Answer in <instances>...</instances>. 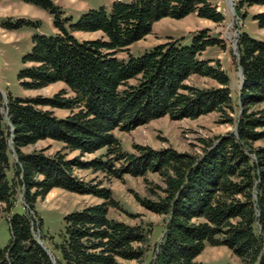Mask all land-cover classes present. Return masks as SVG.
Listing matches in <instances>:
<instances>
[{"label": "trees", "instance_id": "16d2710c", "mask_svg": "<svg viewBox=\"0 0 264 264\" xmlns=\"http://www.w3.org/2000/svg\"><path fill=\"white\" fill-rule=\"evenodd\" d=\"M19 1L47 11L56 30L32 36L19 86L39 90L61 83L64 88L49 98L7 95L4 105L0 95V214L9 233L0 264H141L149 230L109 219V210L117 208L111 190L79 180L76 170L106 180L126 174L144 179L146 196H135L137 202L164 218L149 264H203L197 258L206 246L226 247L240 264H264V42L244 32L237 36L234 64L243 82L234 104L228 74L200 58L218 44L207 29L192 35L189 46L169 40L139 57H117L164 18L196 15L223 22L208 0L114 1L108 10H89L75 23L52 0ZM255 6L264 7V0H235V14L243 18L242 10ZM253 21L264 28V12ZM75 33L99 37L80 40ZM192 76L213 84H185ZM55 110L68 114L57 117ZM210 113L234 130L199 139V154L143 146L130 154L114 135L163 117L195 120ZM45 140L62 149L50 155L47 149L23 151ZM64 151L99 155L81 162L67 159ZM148 173L157 174L161 185L148 182ZM55 188L100 203L65 215L57 238L42 235L46 248L35 236L43 228L35 204ZM20 201L24 213L11 215Z\"/></svg>", "mask_w": 264, "mask_h": 264}, {"label": "rangeland", "instance_id": "374dc122", "mask_svg": "<svg viewBox=\"0 0 264 264\" xmlns=\"http://www.w3.org/2000/svg\"><path fill=\"white\" fill-rule=\"evenodd\" d=\"M63 12L64 18L70 23H75L89 10L99 8L107 9L114 0H52ZM128 4L131 0H117ZM217 7L224 17L221 23H213L200 19L196 15H189L181 20L164 18L157 22L152 33L143 40L131 46L128 52H119L117 57L126 58L131 54L139 57L147 50L168 42L179 40L184 46L191 44L192 35L207 29L211 38L218 40L217 46L206 49L202 60H211L217 63L230 78L231 97L236 103L240 81L238 67H236L233 44L240 32L246 33L250 38L264 42V28H258L253 21V16L264 12V7H251L243 9L245 17L235 14V0H208ZM230 4L234 9V15L230 11ZM26 22L19 25L20 22ZM29 23V24H27ZM10 26V27H9ZM56 32V30H54ZM53 35L52 18L49 13L33 5L25 4L19 0H0V95L2 104L6 102V96L12 98H49L64 88L61 83L52 84L39 90L22 89L17 81L19 72L24 68L22 59L31 50V38L34 35ZM80 40H93L99 34H74ZM187 85H195L202 88L210 87L213 82L206 78L196 76L190 77ZM57 117H65L68 113L61 110L53 111ZM231 116H234L232 113ZM234 130V125L219 123L217 113L200 116L195 120L182 119L171 120L163 117L143 125L135 127L130 132L115 131L114 135L120 142L121 149L130 154H136L135 146L150 147L153 150L172 148L177 152L191 154L200 153L199 139H214ZM46 154H53L62 149V145L51 140L40 141L34 146L25 148L23 151L29 153L33 150H45ZM67 159L78 158L81 162L89 161L99 154L80 155L78 152H67ZM74 175L83 182H101L102 187L111 190L113 199L117 202L116 209H110L108 218L123 222L130 226H141L149 230L146 252L141 264H149L152 257V249L155 243L160 241L163 229L162 216L155 215L143 208L135 196L142 198L146 196L145 181L141 177L124 175L121 180H106L102 174H92L90 171L76 170ZM146 179L149 182L161 181L157 174L148 173ZM94 182V183H93ZM100 203L90 195H79L55 188L51 190L44 199L38 200L35 210L43 220V228L36 232L35 236L44 247H48V241H41L42 235L46 237H58L63 230V218L65 215L80 211L88 206ZM24 208L21 201L17 202L11 210L13 214H23ZM9 243V233L6 216L0 214V249H5ZM50 248V247H48ZM197 261L203 264H240V261L226 247L206 246L198 256ZM135 264V263H130Z\"/></svg>", "mask_w": 264, "mask_h": 264}, {"label": "water", "instance_id": "95a60500", "mask_svg": "<svg viewBox=\"0 0 264 264\" xmlns=\"http://www.w3.org/2000/svg\"><path fill=\"white\" fill-rule=\"evenodd\" d=\"M230 11L234 15V9L232 8V4H230ZM233 50H237L236 41L233 44ZM235 56L238 58V54L237 53L235 54ZM238 77H239V81H240V86H239V90H240L241 86H242V82H243V74H242V71H241L240 67H238Z\"/></svg>", "mask_w": 264, "mask_h": 264}, {"label": "crops", "instance_id": "0c3cea01", "mask_svg": "<svg viewBox=\"0 0 264 264\" xmlns=\"http://www.w3.org/2000/svg\"><path fill=\"white\" fill-rule=\"evenodd\" d=\"M114 1H117V0H114ZM109 7H110V6H109ZM108 9H109V8H107L106 10H108ZM54 32H55V31H54V29H53V34H54ZM83 34H86V33H83Z\"/></svg>", "mask_w": 264, "mask_h": 264}, {"label": "bare ground", "instance_id": "6f19581e", "mask_svg": "<svg viewBox=\"0 0 264 264\" xmlns=\"http://www.w3.org/2000/svg\"><path fill=\"white\" fill-rule=\"evenodd\" d=\"M229 2L231 3V2H233L232 0H229Z\"/></svg>", "mask_w": 264, "mask_h": 264}]
</instances>
